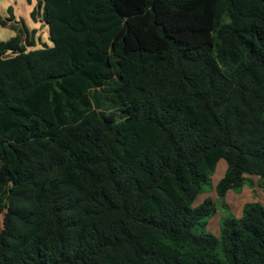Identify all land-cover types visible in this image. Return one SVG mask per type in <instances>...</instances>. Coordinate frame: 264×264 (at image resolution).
<instances>
[{
	"label": "trees",
	"instance_id": "1",
	"mask_svg": "<svg viewBox=\"0 0 264 264\" xmlns=\"http://www.w3.org/2000/svg\"><path fill=\"white\" fill-rule=\"evenodd\" d=\"M39 4L53 46L0 40V264H264L261 202L193 205L220 159L264 186V0Z\"/></svg>",
	"mask_w": 264,
	"mask_h": 264
},
{
	"label": "rangeland",
	"instance_id": "2",
	"mask_svg": "<svg viewBox=\"0 0 264 264\" xmlns=\"http://www.w3.org/2000/svg\"><path fill=\"white\" fill-rule=\"evenodd\" d=\"M34 10H36V18H33L32 16ZM42 12L43 7L40 6L39 0H0V15L7 22L6 25L0 23V40H8L17 34H20V29L25 25L29 31L36 30L34 34L35 44L32 46L27 45L26 47L28 51L53 46L48 26L41 21L40 14L42 15ZM11 15L14 16V20H7ZM25 37L26 33L24 31L22 34L23 43L26 41ZM7 56H11V54L9 53ZM226 169V160L220 159L212 174L211 184L205 186L204 190L198 195L193 203L194 206H198L208 197L215 201L216 212L208 218L207 226V230L213 234L220 230L221 219L223 217L228 215H233L238 218L241 217L243 215V206L247 202H251V199H247L241 207V202L238 200L240 198L234 197V194L237 196L241 194L243 186L231 189L224 196L218 194L216 187L219 180L224 176ZM247 177L245 186L253 188L255 185L259 184L258 186L264 190V186L261 185L262 178L260 176L248 174ZM242 196L248 198L246 195ZM225 204H227V206H225ZM215 225H217V229L214 228ZM2 226L3 213L0 214V230L2 229Z\"/></svg>",
	"mask_w": 264,
	"mask_h": 264
},
{
	"label": "crops",
	"instance_id": "3",
	"mask_svg": "<svg viewBox=\"0 0 264 264\" xmlns=\"http://www.w3.org/2000/svg\"><path fill=\"white\" fill-rule=\"evenodd\" d=\"M40 17H41V21H42V15L41 14H40ZM33 37H31V39ZM258 185H255L256 187L254 186L253 188H249V187H247V186L244 185L243 188H242L241 194H239L238 196L236 194H234V197H239L240 198V199H238V198L237 199L241 202V207L244 205V203H245V201L247 199H251L250 200L251 202H256V201L261 202L264 205V190L260 186H258ZM242 195H246L248 198H244ZM244 206H243V209H244ZM214 228L217 229L218 228L217 225H215ZM219 233H220V230L218 232H214V234H216V235H218Z\"/></svg>",
	"mask_w": 264,
	"mask_h": 264
}]
</instances>
